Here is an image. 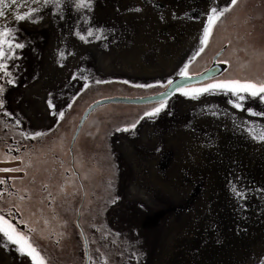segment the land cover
I'll return each instance as SVG.
<instances>
[{
	"label": "rangeland",
	"instance_id": "374dc122",
	"mask_svg": "<svg viewBox=\"0 0 264 264\" xmlns=\"http://www.w3.org/2000/svg\"><path fill=\"white\" fill-rule=\"evenodd\" d=\"M230 2L93 0L90 23L68 8L64 19L43 9L39 23L8 17L25 47L16 50V63L8 61L16 85L6 84L8 77L0 72L6 88L0 107V169L25 171H0L5 181L0 190L13 192L14 199L30 189L32 200L23 217L13 211L6 218L25 235L37 229L31 240L47 264L264 260V140L247 130L253 127L261 134L264 116L247 109L264 112V101L245 94L241 110L230 103L239 102L232 93L216 90L193 98L181 91L264 74V0H238L196 56L209 9H223ZM42 3L18 0L14 11ZM4 22L0 18V25ZM77 27L81 33L102 27V38L85 42L74 34ZM189 58L188 76L214 66L217 73L177 90L154 117L139 120L163 101L106 103L78 130L93 103L160 93L169 80L184 77L180 71ZM85 83L89 87L81 91ZM143 84L153 87L136 86ZM39 85L41 91L30 95ZM60 110L65 120L58 122ZM137 120L136 128L117 131ZM38 131L47 135L31 139ZM45 189L54 199H48ZM4 262L34 264L0 234V264Z\"/></svg>",
	"mask_w": 264,
	"mask_h": 264
},
{
	"label": "snow or ice",
	"instance_id": "6c2138e0",
	"mask_svg": "<svg viewBox=\"0 0 264 264\" xmlns=\"http://www.w3.org/2000/svg\"><path fill=\"white\" fill-rule=\"evenodd\" d=\"M27 3V0H25ZM33 4H40V0H31ZM18 0H0V18L4 19L3 25H0V72L3 73L4 76H7L8 79L5 81L6 84L15 86L16 79L13 77L12 72L9 71L8 61L11 58L15 60L17 57V49H23L25 47V43L19 42L17 31L18 29L13 28L8 23V17L11 16L13 21H28L31 23H39L42 20V16L38 15L43 9L50 8V12L53 15H58L60 19L65 18V8H68L76 13L80 14L81 18L84 19L85 23H90L91 15L90 13L93 11V0H43V3L40 7H31L29 6L26 11L23 12H15V6H17ZM238 0H231L230 4L224 7L223 9H218L217 7H211L207 14V26L203 29V38L201 41L202 46L196 52V56H199L201 53L205 51V48L209 44V38L213 34L214 26L218 21H221L222 18H225V14L228 13L233 7L237 6ZM51 6V7H50ZM6 9H12L13 12H8ZM99 32L101 35H96L95 33ZM81 40L87 42L88 37L95 36L97 40L102 38L103 28H98L93 30L92 27L87 28L85 33H81L79 28L75 30L74 33ZM106 38V37H104ZM261 55L264 56V49L261 50ZM60 56L63 57L64 53L61 52ZM192 63V58H189L188 63H186L180 71L181 76H188V66ZM225 64H229L230 61L225 60ZM3 77H0L2 79ZM83 79H87L86 77H82ZM72 79H77L76 76H73ZM5 83H0V107H3L5 104V100L2 98V94L6 91ZM95 83H105V81L97 80ZM124 83H128V81H124ZM160 81H157V84H160ZM169 85L172 84V81L169 80L167 82ZM137 87H153L150 84L136 85ZM89 85L87 83L83 84L81 91L87 89ZM222 91L227 93H232L237 97V101H230V103L234 104V107L237 109H244L243 101L246 99V95L252 98H259L261 101H264V74L259 76H246L244 78H230L223 80H216L212 83H208L205 86L193 90H181L183 94L188 97L196 98L200 94L208 93L210 91ZM79 95V93H78ZM49 103H51L49 101ZM54 108V106H52ZM72 103L67 104L68 109H72ZM167 107L166 101L159 103L157 106L151 108L150 111H145L143 116L139 118V120H143L144 117H154L158 115L163 109ZM247 111L256 116H264V112H256L253 108H248ZM8 116H11V112L6 113ZM53 115L56 113L53 112ZM217 113H213L216 115ZM65 120V112L63 110L59 111L58 122ZM139 120L130 124L123 129H117V131H128L129 128H136ZM20 121L17 120L16 124H19ZM248 132L253 135V138L264 140V128L261 129V134L256 135L253 127H248ZM51 131V129H49ZM47 135L45 132H34L30 134L31 139H36L37 137H42ZM19 158V157H18ZM0 171L8 172V171H25L24 168H2ZM15 180V178H13ZM5 181L0 179V184H4ZM15 188V184H13V189ZM48 199H54L51 191H48ZM233 191H236L235 187ZM7 195L9 199H4ZM237 196L243 197V193L236 191ZM13 192H6L4 190H0V234L3 235L7 239V241L18 246V251L21 254L26 253L34 264H47L45 258L41 255V252L34 245L31 240V232L37 231V229H31L29 235H25L23 232L19 231L11 221V219L6 217H11L12 212L15 211L17 215L23 217L25 205L30 204L32 200V193L30 189L24 188L20 193L15 195L13 199ZM119 199V197H117ZM115 201H113L114 203ZM7 210V211H6ZM31 216H36L35 211L30 212ZM22 223H28V221H23ZM43 225L47 226L49 221L44 219L42 220ZM119 235V234H117ZM4 247H8L7 244ZM261 264H264V260L261 261Z\"/></svg>",
	"mask_w": 264,
	"mask_h": 264
},
{
	"label": "water",
	"instance_id": "95a60500",
	"mask_svg": "<svg viewBox=\"0 0 264 264\" xmlns=\"http://www.w3.org/2000/svg\"><path fill=\"white\" fill-rule=\"evenodd\" d=\"M217 67L214 66L210 69H208L206 72L199 74V75H195V76H184L181 78H178L176 80H174L172 82L171 85H169L164 91L157 93V94H153V95H149V96H144V97H123V96H116V97H112V98H106V99H102L99 100L95 103H93L84 113V115L82 116V119L80 120V124H79V128L78 130L81 128L83 122L85 121V119L87 118V116L97 107L106 104V103H126V104H146V103H153V102H159V101H163L167 98H169L171 95H173L177 90L189 86V85H193V84H197L200 82L205 81L206 79L212 77L213 75H215L217 73ZM77 130V132H78Z\"/></svg>",
	"mask_w": 264,
	"mask_h": 264
},
{
	"label": "bare ground",
	"instance_id": "6f19581e",
	"mask_svg": "<svg viewBox=\"0 0 264 264\" xmlns=\"http://www.w3.org/2000/svg\"><path fill=\"white\" fill-rule=\"evenodd\" d=\"M38 85V84H37ZM39 90H40V85L39 86H36L35 88L33 87L31 90H30V95L32 94V95H34V94H37L38 92H39ZM41 91V90H40ZM42 96L41 95H39V98H41ZM35 99V98H34ZM35 106V105H34ZM35 111V110H34ZM26 112V111H25ZM26 114V113H25ZM33 114V113H32ZM33 116H34V114H33ZM30 117V116H29ZM32 119V118H31ZM32 120H35V119H32ZM6 262V261H5ZM4 262V263H5ZM6 264V263H5Z\"/></svg>",
	"mask_w": 264,
	"mask_h": 264
},
{
	"label": "flooded vegetation",
	"instance_id": "af4514ba",
	"mask_svg": "<svg viewBox=\"0 0 264 264\" xmlns=\"http://www.w3.org/2000/svg\"><path fill=\"white\" fill-rule=\"evenodd\" d=\"M17 62V60L15 59V60H13V62H12V64H14V63H16ZM10 63V62H9Z\"/></svg>",
	"mask_w": 264,
	"mask_h": 264
}]
</instances>
